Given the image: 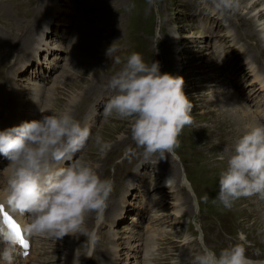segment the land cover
<instances>
[{
	"label": "rangeland",
	"instance_id": "obj_1",
	"mask_svg": "<svg viewBox=\"0 0 264 264\" xmlns=\"http://www.w3.org/2000/svg\"><path fill=\"white\" fill-rule=\"evenodd\" d=\"M260 1L251 8L258 0H236L233 11L220 15L212 10L211 0H0V62L4 59L8 63L0 71V88H4L1 123L10 128L14 93L22 96L24 107L34 97H41L39 113L27 107L21 117H14L11 110L15 126L41 119L40 109L44 115L69 111L82 127L87 121L89 140L65 166L80 159L103 179L113 159L137 146L131 139L130 119L103 115L105 104L115 94L108 89L109 81L130 54L139 53L149 65L158 61L161 74L184 80L183 92L192 104V123L183 128L175 148V154L182 158L178 161L180 170L168 155L173 168H164L166 159L160 160L158 154L145 157L142 151L137 176H131L132 166L121 172L125 175L129 171L132 181L127 175L114 180L106 224L98 225L101 220L95 213L85 217L88 232L101 226L94 264H193L202 250L188 224L190 193L179 186L181 191L177 189L183 170L201 200L208 248L219 254L239 244L250 261H264V225L255 219L263 217L262 202L255 196L242 197L230 208L215 202L220 173L227 168V154L223 160L220 156L226 147L232 149L228 144L237 138L228 120L216 112L217 104L212 103L235 95L252 114H264V0ZM111 46L120 51L121 64L108 61L106 53ZM245 54L244 58L255 64L246 72ZM104 144L108 147L102 150ZM1 156L3 190L9 173L4 171L8 161ZM168 173L173 183L165 187ZM87 234L68 235L52 243L36 237L29 254L21 257V262L15 256L13 264H26L27 257L33 264H67L71 257L64 251L68 239L76 264H85Z\"/></svg>",
	"mask_w": 264,
	"mask_h": 264
},
{
	"label": "clouds",
	"instance_id": "obj_2",
	"mask_svg": "<svg viewBox=\"0 0 264 264\" xmlns=\"http://www.w3.org/2000/svg\"><path fill=\"white\" fill-rule=\"evenodd\" d=\"M211 4L220 15L237 7L236 0H211ZM112 46L106 53L110 58L115 51ZM114 63L121 64L120 57ZM108 86L116 94L105 104L103 115L130 119L131 139L144 149L145 157L158 154L160 160L166 159L178 146L183 128L192 123V104L183 92V78L161 74L158 61L149 65L134 52ZM40 112L41 119L0 131V155L8 161L4 171L9 173L0 191V205L21 216L27 214L24 231L28 236L59 240L87 234L86 215L95 213L98 221L103 218L113 184L80 159L65 166L89 140L87 126L82 127L69 111L59 115ZM107 147L102 145V150ZM225 154L227 168L220 173L215 202L230 208L242 197L264 201V124L250 126L232 149H224L221 160ZM91 235L95 240V233ZM17 243L15 235L0 226V264H13L21 254ZM193 264L253 262L244 247L236 244L219 254L204 246Z\"/></svg>",
	"mask_w": 264,
	"mask_h": 264
},
{
	"label": "bare ground",
	"instance_id": "obj_3",
	"mask_svg": "<svg viewBox=\"0 0 264 264\" xmlns=\"http://www.w3.org/2000/svg\"><path fill=\"white\" fill-rule=\"evenodd\" d=\"M260 3H261V1L260 0H258V2H255V4L254 5H252V7L251 8H253V7H255L256 5L257 6H259L260 5ZM263 6H264V4H262ZM261 5V6H262ZM247 8V7H246ZM252 12V10L251 11H249L248 12V14L247 15H249L250 13ZM263 12V10L262 11H260L259 13H258V15H259V17H258V22L260 21V17H261V13ZM217 14V13H216ZM258 15H256V16H258ZM256 16H254V17H250L251 18V20H254L255 19V17ZM235 38V37H234ZM235 40V39H234ZM38 46V45H37ZM232 47H234V46H232ZM232 47H230L229 46V48H232ZM242 54H244V52H242ZM247 56V54H245V56H243V58L244 57H246ZM231 57H232V55H231ZM233 59H235L236 57H232ZM233 59H231V60H233ZM246 61H248V60H250L249 58H244ZM3 61H4V59H3ZM3 61H1L0 62V71L2 70V69H4V68H6L7 67V64L8 63H5V62H3ZM3 62V63H2ZM2 63V64H1ZM245 65H246V69H244L243 71L244 72H246L247 70L249 71V69H252L253 70V68H255L254 66H255V64L253 63V62H251V60L250 61H248L247 63H244ZM233 66V65H232ZM262 83V82H261ZM2 91H3V87H1L0 88ZM41 90H39V95L41 96V95H43V92L41 93L40 92ZM220 93H221V91H220ZM232 95V94H231ZM220 96V95H219ZM226 96V95H225ZM22 98V96L20 95V94H18V93H14V95H13V98L11 99L10 98V127H15V122L14 121H11V110L12 109H14V111H15V115H14V117H21L22 115H23V110L25 109V108H27V107H29V108H31V109H33V112H35V113H39V110H38V102L41 100V97H39V98H36V97H34V99L32 100V102L28 105V106H26V107H24L25 105H24V102H23V100L21 99ZM213 104H217L216 105V107L218 106V108H217V110H216V112L217 111H219L220 112V115H222L225 119H227L228 121V123H229V125H231V129L230 128H228V130L230 129L231 131H233V133H235V139L237 138V140L245 133V131L250 127V126H254V125H256V124H262V122H263V120L260 118V113L258 112V113H256V114H252V112L248 109V107L240 100V98H238L237 96H235V95H232V96H226V97H223L222 96V98H219V99H215L213 102H212ZM219 116V115H218ZM12 118V119H14V120H16L15 118ZM18 121V120H17ZM0 122H2L1 120H0ZM3 124H4V122H3ZM88 123H87V121H86V123H85V126L87 125ZM224 126H225V124H224ZM221 130V129H220ZM227 130V131H228ZM223 132V131H222ZM230 132V131H229ZM222 134V133H221ZM225 134H227V133H225ZM232 135V134H231ZM227 137V136H226ZM229 138V137H228ZM227 139V138H226ZM234 140V139H233ZM236 140V141H237ZM230 141V140H229ZM218 143V142H217ZM234 145H235V142L234 143H231L230 145L228 144V146L230 147V148H233L234 147ZM175 150V149H174ZM180 159H182V158H180ZM170 160L171 159H167L166 158V161H165V165H163L164 166V168L166 167L167 168V165H168V167L170 168V167H172L173 168V161L171 160V162H170ZM173 164V165H172ZM139 168V167H138ZM176 170V169H175ZM137 172H138V169L136 170ZM169 173H171V172H169ZM166 174L167 175V179L164 181V186L166 187H169V186H171L172 185V183H173V181L171 180L172 178L170 177V174ZM134 175H136L137 176V174H135L134 173ZM135 178V177H134ZM129 180H131L132 181V179H128V181ZM167 181H168V183H167ZM190 186H191V188H192V193L193 194H197V192H196V190L192 187V185H191V183H190ZM177 189H178V191H181L180 189H179V187H178V185H177ZM0 191H2L1 189H0ZM197 196H198V194H197ZM199 197V196H198ZM177 201L179 202V204L182 206V203H180V201H182V200H180V198H177ZM258 201H261L262 203V205L264 206V201H262V200H259L258 199ZM184 204H186V202L184 203ZM199 204L201 205V200L199 199ZM6 208H7V210L8 211H10L11 212V210L7 207V206H5ZM232 209V208H231ZM233 210V209H232ZM188 211V210H187ZM22 224H23V226L28 222V218H27V216H26V214L24 215V216H21V215H19L18 213H13V212H11ZM264 213V212H263ZM234 214L236 215V212H234ZM221 216H225V215H223V214H221ZM257 216H255V219L256 220H258V221H260L261 222V224H263L264 225V214H263V217H261V218H256ZM223 218V217H222ZM225 218V217H224ZM223 220V219H222ZM222 220L220 219V217H219V221L220 222H222ZM105 221L103 220V221H100L99 223H98V225L99 224H103ZM239 222V221H238ZM223 223V222H222ZM232 222H230V224H231ZM97 225V226H98ZM222 225V224H221ZM259 225V224H258ZM220 226V225H219ZM101 227V226H100ZM99 227V228H100ZM224 227V226H223ZM145 228H147V226L145 227ZM225 228V227H224ZM231 228V227H230ZM219 230V229H218ZM229 230V229H228ZM230 231V230H229ZM232 233V232H231ZM218 234V233H217ZM224 234V233H223ZM229 234V233H228ZM99 235V234H98ZM220 235V234H219ZM233 235V234H232ZM70 238H72L73 237V235H71L70 234ZM100 236V235H99ZM25 238L26 239H28L30 242H32V243H35V241H37L36 240V237H31V236H28L26 233H25ZM205 238H206V236H205ZM229 239V238H228ZM61 240L62 239H59L58 241H60L61 242ZM232 240V239H231ZM41 241H43V242H45V243H52V242H56L57 240H55V239H52V238H47V237H44V238H42L41 239ZM66 241H69V244H67L66 246H65V249H64V251L67 253V255H71V257H69V258H67V264H76V262L78 261L77 259H73V255H74V251H72V247H71V243H72V241L71 240H66ZM205 241H206V239H205ZM245 241V240H244ZM71 242V243H70ZM223 242V241H222ZM233 242V241H232ZM97 243H98V237H96V250H97ZM32 246H33V244H32ZM253 247V246H252ZM254 247H256V246H254ZM257 248V247H256ZM247 249V248H246ZM18 250H19V248H18ZM33 250V248L31 247V253L33 252L32 251ZM136 250V249H135ZM78 251V250H77ZM139 251V250H138ZM186 251H184L183 253H185ZM264 252V251H263ZM137 253V252H136ZM131 255V254H130ZM184 255H186V254H184ZM249 255V254H248ZM253 255V254H252ZM31 256V255H30ZM16 257L19 259V261L21 260H23V258H21V257H23V255H16ZM131 257V256H130ZM16 258V259H17ZM105 260L106 258H105V254H103V257H102V260ZM145 259H147V258H145ZM251 260V259H250ZM20 261V262H21ZM257 260H253L252 262H253V264H260V262L259 263H257L256 262ZM262 261V260H261ZM33 264L31 261H29V257H27V259H26V264Z\"/></svg>",
	"mask_w": 264,
	"mask_h": 264
},
{
	"label": "snow or ice",
	"instance_id": "obj_4",
	"mask_svg": "<svg viewBox=\"0 0 264 264\" xmlns=\"http://www.w3.org/2000/svg\"><path fill=\"white\" fill-rule=\"evenodd\" d=\"M0 213H4L3 215V220L4 223L7 225V227L10 229V231L15 235L17 241L23 246V247H27L26 242L23 240L22 238V234H21V229L20 227L13 222L12 218L10 216H8L5 212H4V207L2 205H0Z\"/></svg>",
	"mask_w": 264,
	"mask_h": 264
}]
</instances>
